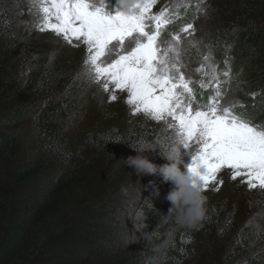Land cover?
Masks as SVG:
<instances>
[{
	"label": "trees",
	"instance_id": "trees-1",
	"mask_svg": "<svg viewBox=\"0 0 264 264\" xmlns=\"http://www.w3.org/2000/svg\"><path fill=\"white\" fill-rule=\"evenodd\" d=\"M193 1L191 10L206 0ZM235 5L209 49L230 62L240 110L264 131V0ZM182 17L172 32L195 13ZM17 29L11 4L0 0V264H264V222L240 224L236 206L185 199L164 143L147 129L89 127L73 148L80 78ZM22 54L33 59L30 69L14 75ZM220 237L232 246L223 254Z\"/></svg>",
	"mask_w": 264,
	"mask_h": 264
},
{
	"label": "rangeland",
	"instance_id": "rangeland-1",
	"mask_svg": "<svg viewBox=\"0 0 264 264\" xmlns=\"http://www.w3.org/2000/svg\"><path fill=\"white\" fill-rule=\"evenodd\" d=\"M7 1L19 35L53 54L66 74L80 78L85 96L69 128L73 148L89 127L142 126L164 143L185 199L236 206L240 224L264 222V208L253 213L264 203V131L244 116L222 112L243 102L233 86L237 75L226 78L230 65L212 59L209 49L215 31L234 21L237 0L204 1L173 42L157 38L164 14H181L191 0ZM197 53H207L209 70L196 80L194 72L202 74L204 67ZM32 61L24 54L13 59V74L25 76ZM32 124L29 118L23 125L27 143ZM229 238L216 252L232 247Z\"/></svg>",
	"mask_w": 264,
	"mask_h": 264
}]
</instances>
